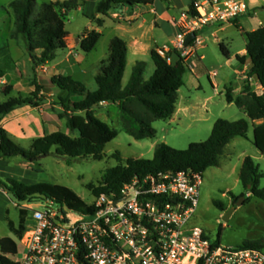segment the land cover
I'll list each match as a JSON object with an SVG mask.
<instances>
[{
	"label": "trees",
	"instance_id": "trees-1",
	"mask_svg": "<svg viewBox=\"0 0 264 264\" xmlns=\"http://www.w3.org/2000/svg\"><path fill=\"white\" fill-rule=\"evenodd\" d=\"M151 0H101L96 7V13L108 15L113 9V2L117 5L147 3ZM81 0H49L43 1L37 9V0H11L5 9L14 17V29L10 37L18 40L23 37L27 41L28 50L34 53L37 65L44 64L55 59L57 51L67 47L68 31L66 23L70 11L79 7ZM191 9L193 5L191 4ZM98 25L103 24L102 18H96ZM237 27H240L237 25ZM247 56L252 62L249 75H256L264 87V26L255 30L246 31ZM102 33L93 29L83 33L81 49L91 52L99 42ZM222 52L227 56L229 52L224 44H220ZM2 48H0L1 51ZM128 46L124 39L114 37L109 46V55L101 61L99 72L95 75L97 87L89 89L83 80L73 75L56 74L51 77V82L66 92L60 97L63 115L67 116V127L77 132L72 136L66 131H54L46 133L42 137L33 140L29 148L14 140L3 126V118L18 107L30 105L37 107L42 98L39 97L42 86L36 83V89L29 96H10L13 86L5 89L8 99H0V158H22L35 162L40 157L52 153L56 147V153L68 158H81L92 156L102 159L106 145L114 140L119 131L112 128L95 113V106L103 102L118 105L121 110V126L136 139L154 138L157 130L153 123L157 120H168L176 111L179 98V89L184 85V75L187 64L184 58L173 65L167 57H163L157 50L151 55L155 63L153 75L144 80L146 62H138L132 71L126 85L123 77L127 65ZM236 58L244 62L245 56L236 55ZM4 62L0 63V80L5 76ZM80 97L76 99V97ZM226 100L235 103L243 109L248 118L228 120L219 118L214 123L209 138L205 141L192 142L186 149H177L166 142H160L155 149L153 159L131 158L126 164L119 163L108 168L97 187L95 195L101 193L118 192L125 182L135 175H146L161 170H194L205 172L208 168L219 166L224 148L237 136L247 137L250 125H253V143L264 154V93L258 94L252 90L249 82H246L242 92L235 93L229 86L225 91ZM256 120H262L257 123ZM264 172L253 157L246 156L239 173V179L243 187L250 195L264 200V186H260ZM0 187L11 192L17 201H30L36 195L42 194L57 197L65 205L78 212L91 213L94 204L88 203L78 193L63 184L50 182L25 183L17 178L9 177L6 180L0 178ZM222 211L227 206L222 201H214ZM30 211L19 209V222L10 217L6 209L5 220L11 233L21 237L27 229ZM221 230L219 235H221ZM247 247L264 248V237L256 240H247L243 243ZM0 264H20L9 255L18 251V244L13 236L0 238Z\"/></svg>",
	"mask_w": 264,
	"mask_h": 264
},
{
	"label": "rangeland",
	"instance_id": "rangeland-1",
	"mask_svg": "<svg viewBox=\"0 0 264 264\" xmlns=\"http://www.w3.org/2000/svg\"><path fill=\"white\" fill-rule=\"evenodd\" d=\"M11 0H0V48L9 46L13 57L23 63L24 60L31 58V53L25 49L24 43L27 41L20 37L16 42L15 38L10 37L11 31L14 29V17L7 13L5 6ZM44 0H37V9ZM249 6L260 5V0H246ZM264 3V2H263ZM264 23V11L261 14ZM88 20L85 19L81 11L72 10L66 23L70 37H77L82 34L87 27ZM222 24H228L222 23ZM210 25H206L207 28ZM229 38H225V43L231 51H236L243 45L242 33L235 27L228 28ZM201 36L207 35V44L209 50V61L207 66L200 65L204 76L202 78L204 89L194 90L189 95L191 107L186 114L173 117L174 119L157 120L153 126L157 130L154 138L136 139L128 134L121 126V110L119 107L112 105L95 106V113L103 121L107 122L112 128L119 131L118 136L109 142L103 152L102 159H95L92 156L81 158H68L56 153V147L52 153L40 157L37 161L31 162L21 156L12 158H0V178L6 180L9 177L17 178L25 183L50 182L52 184H63L84 198L88 203L92 204L97 195L95 189L100 186L101 179L108 168L114 167L119 163L126 164L131 158L153 159L156 145L160 142H166L170 146L177 149H186L192 142L205 141L209 138L214 123L219 118L228 120H238L248 118L246 112L236 106L228 103L224 97L213 94L212 80L221 77L225 69L214 57V51L222 54L219 46L215 45L213 36L210 31ZM223 36V33H220ZM224 37V36H223ZM107 43L101 41L96 49L89 53V61H94L98 57L106 56ZM82 50L80 54H74L69 67L65 71L75 78L83 80L89 89L93 90L97 87L95 75L99 72V66H86L82 61ZM39 54L36 50L33 54ZM78 53V52H77ZM36 56V55H35ZM144 61L149 57L143 58ZM146 59V60H145ZM35 60V57H34ZM36 61H26L27 64L21 66L20 71L22 77L18 84L14 87L11 82L12 75L3 77L0 80V99H8L5 89L12 85L13 91L11 96H29L36 89V83L41 86L39 97L42 98L40 105L32 107L24 105L16 108L14 111L6 115L2 124L9 132L10 136L29 148L34 139L44 136L46 133L54 131H66L72 136H77V132L71 131L67 127V116L63 115L64 111L60 104V97L66 95V92H54L55 85L50 80L52 73L58 74L61 70L51 68L43 69V65H37ZM149 63V62H146ZM6 67V66H5ZM6 72H10L9 68H5ZM217 71L218 76L211 75ZM18 71L14 70V73ZM154 70L150 69L147 64L145 78L148 79ZM39 73H41L39 75ZM132 73V64H129L124 80L130 77ZM5 80V82H4ZM43 90V92H42ZM80 97H76L79 99ZM207 99V100H206ZM230 104V105H229ZM246 156L254 158L256 163L264 172V154L253 143V125L251 123L247 137L237 136L226 145L224 152L220 158V165L208 168L204 172V182L200 191V201L197 211L192 219L196 225L203 227L213 242L222 243L230 246H240L247 240H256L264 237V200L256 196H248L247 190L243 187L239 173L243 160ZM260 186H264V177L261 179ZM4 189L0 187V238L4 236H14L10 232L7 221L5 220L6 209L9 210L10 217L19 222V209L24 206L25 202H19L15 196L8 192L5 194ZM244 200L241 205L237 202ZM54 200L59 206L65 205L61 199L57 197H49L38 194L29 202L32 206H42ZM222 201L227 206L226 211H222L217 207L214 201ZM235 206V210L229 216L228 220H224L226 212ZM29 219V218H28ZM220 230L221 235H219ZM22 256V253L20 254ZM14 254L11 258H15Z\"/></svg>",
	"mask_w": 264,
	"mask_h": 264
},
{
	"label": "built area",
	"instance_id": "built-area-1",
	"mask_svg": "<svg viewBox=\"0 0 264 264\" xmlns=\"http://www.w3.org/2000/svg\"><path fill=\"white\" fill-rule=\"evenodd\" d=\"M192 5L175 20L171 48L158 49L169 61L173 50L186 62L203 43L206 25L229 23L249 10L246 0H192ZM191 33L196 36L186 44ZM203 182L204 172L194 170L135 175L118 192L97 196L91 213L54 200L41 207L25 201L27 229L17 237L12 259L20 264H264V248L213 242L192 222Z\"/></svg>",
	"mask_w": 264,
	"mask_h": 264
},
{
	"label": "crops",
	"instance_id": "crops-1",
	"mask_svg": "<svg viewBox=\"0 0 264 264\" xmlns=\"http://www.w3.org/2000/svg\"><path fill=\"white\" fill-rule=\"evenodd\" d=\"M44 1H49V0H44ZM100 1L101 0H81V5L73 10L81 11L85 19L88 20L87 27L84 32L95 29L102 33V36L99 42L97 43V45H99L101 41H105L107 43V49H106L107 57L109 55L110 42L114 37H120L126 41L128 46L126 69L129 64H132V71L134 66L138 62L144 61L143 58L146 57H149V59L147 60H150V61H144V62H149L146 63V67L147 64L148 65L150 64V69L155 71L156 67L151 55L152 51L153 50L158 51V49L162 48L163 46H167L168 48H171L172 40L177 32L175 20L178 18L179 14L182 11L188 10L192 4V0H151L147 3H139L134 5L116 4V6H113V9L110 10L108 15H102L96 13L97 4ZM259 2L260 5L259 4L253 6L248 5L249 10L245 15L229 22L228 24L215 23V24H210V26H208L207 28L204 27L202 29V33L205 31L204 34L210 31V34L213 36L216 46L220 47V44H224L229 52V55L226 56L222 52V50H221L222 54H219L217 51L216 52L214 51V57L216 61L219 62L221 66L223 65L225 71L220 78L216 77L214 80L211 81L213 84V88H212L213 94L210 97H207V99L218 94L224 97L226 100L225 91L227 87L232 86L234 88L235 93H240L242 92L246 82L250 83L253 91L257 92L258 94L264 93V87L262 86L258 77L256 75L253 76L249 75L252 62L250 58L247 56V49H246L247 36L245 34L246 31H252L260 26H264V23L261 19L262 16L261 14L264 11V3H263L264 0H260ZM94 15L96 16V18L103 19V24L101 26L98 25L96 19L93 18ZM237 25H239L240 27H237ZM230 26L237 27L242 33L243 45L239 47L236 51H231L224 41L225 38H229L228 28ZM83 33L79 34L77 37L71 38L68 32L67 47L65 49L58 50L55 59H53L50 62L44 63L42 65L46 66L47 68L50 67L51 70L62 69L58 74L70 75V73L63 71H65L66 67H69L71 60L73 59V55L80 54L82 50L80 45L81 43L80 37L83 35ZM220 33H223L224 37L220 36ZM201 37L203 39V43L197 47L196 52L193 53L191 56H189V58L186 61L187 71L184 75V85L179 89V98L176 105V111L173 114V116L170 118L171 120L174 119L173 117L186 114L190 110L191 104L189 100L192 99H190L189 95L193 93L194 90L203 89L205 91L204 84L202 81L204 73L202 72L200 65L202 64L204 66H207L208 64L207 61H209V55H208L209 50H208V44L206 42L207 35ZM16 42L19 45L17 40ZM24 45H25V49L28 52H30L28 50L27 44L24 43ZM96 47L93 49V51L96 49ZM82 51H83L82 61L84 60L85 61L84 64H86V66H89L90 68L92 66L95 67L99 66L100 68L101 61L107 58V57H98L94 61H89L88 55L93 51L91 52H85L84 50ZM173 52L174 51L172 50L171 56L173 55ZM31 55H32L31 58L29 57V59L24 60L23 63H21L20 61L16 60L15 57H13V54L9 46L3 47L1 49L0 63L4 62L6 64V67L10 69V72H5L4 78L8 77V75L11 74L12 75L11 82H13L14 87L18 84L20 78L22 77V73L20 71L21 66L27 64L26 61L28 60L34 63L35 61L34 57L35 55L39 56L40 51L39 54L31 53ZM236 55L245 56L244 62L239 61L236 58ZM14 70L15 71L17 70L18 72L14 73ZM145 72H144V80H148L149 78L148 79L145 78ZM40 74L41 73H39V75ZM53 75L56 74L52 73L50 76L52 77ZM130 77L127 78L126 81L124 80L123 77L124 85L128 83ZM53 87L55 89L54 92H59V93L64 92L56 85ZM230 104H235V103H230ZM102 105H106L110 108L112 107V105L118 107V105L109 102H105L101 104V106ZM261 121L262 120H256L257 123ZM4 193L8 194V192L6 191ZM248 195H250V193H248ZM14 238L17 241V237L15 236ZM11 255L12 254H10L9 256L11 257Z\"/></svg>",
	"mask_w": 264,
	"mask_h": 264
},
{
	"label": "water",
	"instance_id": "water-1",
	"mask_svg": "<svg viewBox=\"0 0 264 264\" xmlns=\"http://www.w3.org/2000/svg\"><path fill=\"white\" fill-rule=\"evenodd\" d=\"M113 6H116V3L113 2ZM196 34L195 33H191L190 35L187 36L186 38V44H189L192 42V40H194ZM182 58L181 54L177 51H174L173 52V55H172V64L173 65H176L178 60H180ZM241 201L239 200L237 202V205H241L242 204V201L244 200V196H241ZM235 210V206H232L227 212H226V215L224 216V220H228L229 216L232 214V212Z\"/></svg>",
	"mask_w": 264,
	"mask_h": 264
}]
</instances>
